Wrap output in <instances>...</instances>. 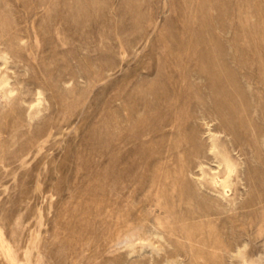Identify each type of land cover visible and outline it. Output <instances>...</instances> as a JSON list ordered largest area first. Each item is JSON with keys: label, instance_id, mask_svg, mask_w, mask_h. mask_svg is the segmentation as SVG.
<instances>
[{"label": "rangeland", "instance_id": "rangeland-1", "mask_svg": "<svg viewBox=\"0 0 264 264\" xmlns=\"http://www.w3.org/2000/svg\"><path fill=\"white\" fill-rule=\"evenodd\" d=\"M0 264H264V0H0Z\"/></svg>", "mask_w": 264, "mask_h": 264}, {"label": "bare ground", "instance_id": "bare-ground-1", "mask_svg": "<svg viewBox=\"0 0 264 264\" xmlns=\"http://www.w3.org/2000/svg\"><path fill=\"white\" fill-rule=\"evenodd\" d=\"M203 113V110H202ZM210 115V114H209ZM216 116V115H215ZM214 119V118H213ZM215 120V119H214ZM216 121V120H215ZM212 122V120H211ZM225 126V125H224ZM221 128V127H220ZM195 130V129H194ZM208 134H209V138L212 140L211 143L207 146H209L207 149L212 152L213 154H215L216 152L219 153V158L216 160V166L215 167H211L210 169L212 170L211 175H210V179H211V185L214 187H217V191H219L220 196L222 198H224V193L227 192V190L230 189L231 184H232V177H233V168L231 167L230 164V159L229 156L227 155V153L220 152L218 151V149L216 148V145L214 143V139H216V134L218 132L221 133V129L218 128V126H213L212 128H210V126L208 125L207 128ZM224 131V128H223ZM227 131V130H226ZM225 131V132H226ZM231 131V130H230ZM193 134V133H192ZM229 134V133H228ZM196 135V134H194ZM193 135V136H194ZM223 135V134H222ZM227 135V134H226ZM225 136V135H224ZM231 136V135H230ZM228 137V135L226 136ZM208 139V138H207ZM232 141V140H231ZM229 142V141H228ZM231 143V142H229ZM196 144V143H195ZM199 145V144H197ZM200 146V145H199ZM241 146V145H239ZM244 147V145H243ZM200 148V147H199ZM206 149V150H207ZM198 150V149H197ZM207 150V151H208ZM169 152V151H168ZM193 152V151H192ZM205 153V152H204ZM169 154V153H168ZM193 154V153H192ZM195 158V157H194ZM198 158V157H197ZM196 158V159H197ZM204 159V158H202ZM207 160V159H205ZM212 160V159H210ZM194 161V160H193ZM196 163V162H195ZM193 164V163H192ZM198 165H201V161L198 160ZM207 164V163H205ZM195 165V164H194ZM193 166V165H192ZM197 168V167H196ZM199 172V171H198ZM200 175V174H199ZM198 175V176H199ZM201 176V175H200ZM197 177V176H196ZM203 177V176H202ZM200 178V177H199ZM200 184L202 183L201 181L199 182ZM216 202V201H215ZM213 204V203H212ZM216 205V204H215ZM209 206V205H208ZM213 207V206H212ZM212 210V209H211ZM209 212V210L207 211V213ZM218 211L216 210V212H214V215H216L215 213H217ZM212 213V212H211ZM210 214V213H209ZM208 215V214H206Z\"/></svg>", "mask_w": 264, "mask_h": 264}]
</instances>
